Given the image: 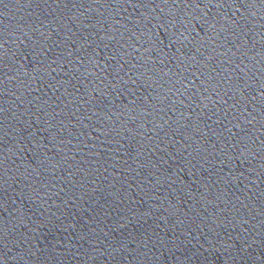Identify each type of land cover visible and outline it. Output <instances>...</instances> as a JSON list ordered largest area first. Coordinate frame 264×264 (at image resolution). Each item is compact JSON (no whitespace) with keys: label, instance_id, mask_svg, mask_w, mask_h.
Masks as SVG:
<instances>
[{"label":"water","instance_id":"obj_1","mask_svg":"<svg viewBox=\"0 0 264 264\" xmlns=\"http://www.w3.org/2000/svg\"><path fill=\"white\" fill-rule=\"evenodd\" d=\"M264 178V0H0V264H150Z\"/></svg>","mask_w":264,"mask_h":264}]
</instances>
